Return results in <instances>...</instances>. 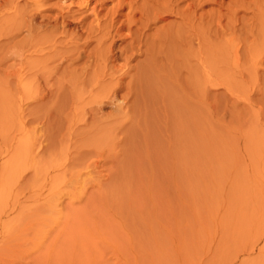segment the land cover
<instances>
[{
	"label": "rangeland",
	"instance_id": "rangeland-1",
	"mask_svg": "<svg viewBox=\"0 0 264 264\" xmlns=\"http://www.w3.org/2000/svg\"><path fill=\"white\" fill-rule=\"evenodd\" d=\"M174 1L170 6L181 14V8L191 7L187 26L192 29L185 31L181 17L173 15L174 23L168 21L176 30L170 25L167 35L177 36L181 29L191 34L187 48L177 38L174 44L158 45L153 24L144 37L148 43L156 38V48L145 46L154 50L153 58L137 50L134 59L118 58L106 66L116 73L103 66L104 72L101 61H91L92 67L96 64L91 69L86 62L84 71L78 70L82 61L75 68L64 67L65 62L57 69L61 78L55 73L48 79L36 73L53 61L19 54L17 44L26 31L19 37L16 26L20 14L27 13L24 0H0V264H264V0ZM115 39L114 51L129 42ZM161 49L166 58L157 54ZM43 62L49 64L42 67ZM61 71L65 77L67 72L77 76L75 81L65 78L72 81L71 90L60 80ZM89 92L103 97H97L103 104ZM82 98L89 105L94 100L97 117L86 111L90 106L83 108ZM80 106L92 121L85 120ZM89 159L98 164L88 167ZM34 168L45 173L37 177L41 183L32 175Z\"/></svg>",
	"mask_w": 264,
	"mask_h": 264
},
{
	"label": "bare ground",
	"instance_id": "bare-ground-1",
	"mask_svg": "<svg viewBox=\"0 0 264 264\" xmlns=\"http://www.w3.org/2000/svg\"><path fill=\"white\" fill-rule=\"evenodd\" d=\"M23 1V0H22ZM51 1H53V2H51ZM153 1V0H152ZM157 1V0H156ZM156 1H154V2H156ZM176 1H178V0H176ZM190 1V0H189ZM191 1H193V0H191ZM190 1V2H191ZM195 1V0H194ZM199 1V0H198ZM201 1V0H200ZM24 2H25V4L24 5H26V8H27V10L25 9V7L23 8V9H25V11H27V13L26 14H23V16L20 14V16H19V18H20V21L19 20H17L18 22H19V24H18V26H16L18 29H17V36H19L20 35V33L22 32V31H26V34H24L23 35V37H20V40L18 41V47L21 49L20 50V56H22V55H24L26 52H28V55L29 56H32V55H34V56H36L35 57V59L37 58V57H39L41 60H40V62H42L43 60H45V61H50V63L53 61V63H51V64H49V62H47L48 64H49V67H50V65L52 66V64H54V61L56 62H59V63H55L56 65H53L52 67H48L47 69H45V68H43V70H47L48 71V76H46L47 75V72H44L43 73V70L41 69V67H40V70L39 71H37L38 73H36V74H41L40 73V71H42V74H43V76H45V77H48V79H49V77L51 76V78L53 77V76H55L56 74L55 73H57V71H59V70H61L60 68H59V70H57L58 69V67L60 66V65H62V68H63V63H67V65H64V67L66 66V68H69V66L71 67L72 65H73V68H75V63L77 62V63H79V61H82V62H84L83 63V65L81 64L82 62H80V64L82 65V66H78L77 65V63H76V66H78V67H76V69L78 68V70L80 69L81 71H84V69H86L85 67H86V62H89V65H90V62L91 61H96L95 63H97V65L98 64H100L99 63V61H101V64H102V67H100V65L99 66H97V68L98 67H100V68H102L103 69V66L104 67H106L108 64H112L113 62H114V64H116V62H115V60L117 61V59L118 58H124V60H125V62H126V60L127 59H129L130 57H133L134 55H137V50H139V53H138V55L140 56V54L141 55H143V58H144V55H147V57H148V54L150 53L149 52V43H153L154 44V41L153 40H155V39H153L151 42L149 41V43L147 42V40L146 39H148L147 37H146V39H144V37L145 36H147V31H149L151 28H150V26L151 25H155V30L153 29V26H152V29L154 30V31H156V33H154V34H152L151 32H150V34H152V35H155L156 37H158V41H159V43H158V45L159 44H166L167 43V41H169L170 42V45L173 43L174 44V42H176V38H177V42H178V44H181L182 42H185V44L183 43V45H184V47L186 46V44L188 43V44H190V40L192 39V38H194L193 36H192V38L190 39V35L188 36V35H185V34H188V33H182L181 32V27H179V25H180V23H182L181 25H182V27H184L185 29V31H187L189 28H188V24L190 23V21L192 20L191 18H193V17H190V14H191V10L192 9H190L191 7H188V8H186V9H182L181 8V12H182V14L178 11V10H174L170 5H176V3L177 2H175V4H173L172 3V0H170V1H168V0H164L163 2H162V0L161 1H158L157 3H154V2H152V4L151 5H148V3H146V0H24ZM149 2V1H148ZM181 2V1H180ZM204 3V1L202 2V4ZM22 4V5H23ZM111 4V6L110 7H108L109 5ZM190 4H189V2H188V6H189ZM191 5H193V3H191ZM190 5V6H191ZM195 5H196V3H195ZM199 5H201V4H199ZM19 6V5H18ZM178 6V5H177ZM185 6H187V5H185ZM200 8L201 9V6H198L197 5V8ZM143 8H144V10H143ZM146 8H148V9H150L151 8V11L149 10V12H148V10L146 9ZM178 8V7H177ZM180 8V7H179ZM192 8H194V7H192ZM17 9V8H16ZM22 9V8H21ZM125 10H126V12H125ZM202 10H203V8H202ZM19 11V10H18ZM24 11V10H23ZM25 11L23 12V13H25ZM193 12V11H192ZM202 12V11H201ZM204 12V11H203ZM20 13V12H19ZM202 14V13H201ZM206 14V13H205ZM19 15V14H18ZM173 15H175V16H178V18H180V20L179 21H181L180 23H179V25H178V28H180L181 30H180V32H178L179 34L176 36V35H170L171 34V30H169V32H170V34H168L167 35V31H168V28L170 27V25H173V27L175 26L173 23H174V19L173 18H171V19H173V23L172 22H169L168 20H171V19H169L170 17H172ZM193 15V14H192ZM191 15V16H192ZM16 16V15H15ZM25 16V17H24ZM196 16V15H195ZM205 15H203V17H204ZM17 17V16H16ZM15 17V18H16ZM200 17H202V16H200ZM177 18V17H176ZM206 18V17H205ZM18 19V18H17ZM201 19V20H200ZM199 19V22H201L202 21V19L203 18H200ZM207 20V19H206ZM16 21V20H15ZM194 21V20H193ZM195 21H196V19H195ZM156 22H161V24H160V27H157L156 28ZM196 22H198V21H196ZM202 22H206V21H202ZM162 23H164L163 25H162ZM176 23V22H175ZM14 24V23H13ZM17 24V23H16ZM195 24V23H194ZM199 24V23H198ZM191 25H192V22H191ZM193 26V25H192ZM201 26H202V24H201ZM205 26H207V25H205ZM190 27V26H189ZM196 27V26H195ZM177 28V29H178ZM151 29V30H152ZM172 29V28H171ZM174 29L176 30V26L174 27ZM192 29V27L189 29V30H191ZM201 29V28H200ZM204 29V28H203ZM16 30V29H15ZM41 30V31H40ZM124 30H127V32H126V34L124 33H122V31L124 32ZM175 30H173V31H175ZM189 30H188V32H189ZM153 31V32H154ZM183 31V30H182ZM199 31H201L202 32V35H203V31L202 30H199ZM201 32H199L200 34H201ZM204 33H205V31H204ZM15 34V33H14ZM148 34H149V32H148ZM173 34V33H172ZM174 34H177V33H175L174 32ZM124 35V36H123ZM194 35V34H193ZM22 36V35H21ZM121 36V39H123V41L122 42H124V41H126L127 42V40H126V38H129L128 40H129V42L127 43V45H126V43H125V45L126 46H123V47H121V45H118V47H116L117 48V50H116V48H115V51H114V46H115V43H117L116 42V40L117 39H115V38H117V37H120ZM122 36H123V38H122ZM170 36H172L171 38H169ZM196 36V35H195ZM198 36V35H197ZM200 36V35H199ZM198 36V37H199ZM204 36V35H203ZM206 36V35H205ZM149 37V36H148ZM153 38H154V36H152ZM152 37H151V39H152ZM163 37V38H162ZM197 37V38H198ZM201 37V36H200ZM169 40H168V39ZM196 38V37H195ZM202 38V37H201ZM204 38V37H203ZM16 39H17V37H16ZM150 39V40H151ZM200 39V38H199ZM18 40V39H17ZM182 41L181 43L179 42V41ZM185 40V41H184ZM201 40H203V39H201ZM193 41V40H192ZM156 42V41H155ZM187 42V43H186ZM202 42V41H201ZM13 43H15V41L13 42ZM123 44V43H122ZM152 44V46L154 47L155 46V44L157 45V42L153 45ZM169 44V43H168ZM176 45H177V43H175ZM188 44H187V46H188ZM192 44V43H191ZM92 45H94V46H92ZM169 45V46H170ZM175 45V46H176ZM182 45V46H183ZM90 46H92V47H94L95 49H89L88 50V48H90ZM140 46L141 47H143V48H145V46H148L147 47V49L145 48L144 50H141L142 48H140ZM175 46H174V49H176L175 48ZM187 46H186V48H187ZM190 46V45H189ZM17 47V48H18ZM91 47V48H92ZM153 47H151V45H150V49L151 48H153ZM159 47V46H158ZM160 47H165V45L164 46H160ZM170 47H172V49H173V45L172 46H170ZM24 48H27V49H24ZM154 48H156V47H154ZM191 48V47H190ZM163 49V48H162ZM162 49H161V52L159 53H157V54H161L162 53V56H165V58H166V55H164L163 54V51H162ZM169 50H170V48H168ZM167 49V50H168ZM19 50V49H18ZM31 50V51H30ZM119 50V51H118ZM136 50V51H135ZM167 50H165L164 52H167ZM177 50V49H176ZM176 50H174L175 52L174 53H177V52H179L180 51V46H179V50L176 52ZM187 50V49H186ZM151 51V50H150ZM171 51L172 50H170V54L172 55V53H171ZM182 51H184V53H185V50L183 49ZM188 52H189V48H188V50H187ZM137 52V53H136ZM169 52V51H168ZM17 53H18V51H17ZM173 53V54H174ZM183 53V52H182ZM182 53H180V54H182ZM168 54V53H167ZM170 54H168V57H169V55ZM185 54H187V53H185ZM189 54V53H188ZM137 55V56H138ZM150 55V57L151 58H153V56L155 55V52H154V50L149 54ZM174 55H176V54H174ZM179 55V54H178ZM177 55V56H178ZM183 55V54H182ZM156 56H158V55H156ZM180 57H182L181 55H179ZM33 57V56H32ZM135 57V56H134ZM134 57H133V59H134ZM142 57V56H141ZM146 56H145V58H147ZM174 57V56H173ZM172 57V58H173ZM176 57V56H175ZM179 57V58H180ZM184 57H185V55H184ZM188 57V56H187ZM29 58V57H28ZM162 59H163V57H161ZM178 58V57H177ZM189 58V57H188ZM26 59V58H25ZM121 59V60H122ZM131 59V58H130ZM142 59V58H141ZM147 59H149V58H147ZM155 59H159L160 60V57L159 58H155ZM169 60H171V57L170 58H168ZM187 59V58H186ZM190 59V58H189ZM20 60V59H19ZM33 60H34V57H33ZM37 60H38V62H39V59L37 58ZM164 60L165 59H163V62H164ZM167 60V59H166ZM174 60V59H173ZM35 61V60H34ZM129 61V60H128ZM149 61H150V59H149ZM154 63L155 62H157L156 60L154 61V60H152ZM152 61H150V62H152ZM168 61V60H167ZM183 61V60H182ZM185 61V60H184ZM189 61V60H188ZM37 62V61H36ZM142 62V61H141ZM147 62V61H146ZM145 62V63H146ZM152 62V63H153ZM170 62V61H169ZM65 63V64H66ZM70 65H69V64ZM92 63V62H91ZM148 63V62H147ZM146 63V64H147ZM167 63V62H166ZM175 63V62H174ZM44 64H46L45 62H43V66L42 67H44ZM48 64H46V65H48ZM94 64V63H93ZM120 64V63H119ZM122 64V63H121ZM120 64V65H121ZM123 64H125V63H123ZM138 64V63H137ZM136 64V65H137ZM161 64V63H160ZM165 64V63H164ZM163 64V65H164ZM173 64V63H172ZM177 64V63H176ZM176 64H175V66H176ZM186 64V63H185ZM40 65V64H39ZM69 65V66H68ZM84 65H85V67H84ZM153 65V64H152ZM162 65V64H161ZM162 65V66H163ZM168 65V64H167ZM95 66H96V64L93 66L94 68H95ZM129 66V65H128ZM141 66V65H140ZM144 66V65H143ZM170 66H171V64H170ZM61 67V66H60ZM88 67V66H87ZM90 67H92L91 65L88 67V69L90 68ZM92 67V68H93ZM110 67V66H109ZM113 67V66H112ZM146 67V66H145ZM152 67V66H151ZM158 67H159V65H158ZM166 66H164V68H165ZM179 67V66H178ZM34 68V67H33ZM36 68H37V66H36ZM35 68V69H36ZM54 68H55V70H54ZM66 68H64V69H66ZM107 68V70L109 71V69H111V68H109L108 69V67H106ZM137 68V67H136ZM135 68V69H136ZM147 68H149L148 67V65H147ZM167 68V67H166ZM165 68V69H166ZM177 68V67H176ZM50 69H53L54 70V73H53V71L52 70H50ZM63 69V70H64ZM71 69V68H70ZM88 69H87V71H86V74L88 73ZM91 69V68H90ZM113 69V68H112ZM112 69L110 70L111 72H112ZM117 69V68H116ZM169 69H170V67H169ZM182 69V68H181ZM77 70V71H78ZM95 70L96 69H93L92 71L93 72H95ZM113 70H115V69H113ZM129 70H130V68H129ZM138 71L140 70V69H137ZM142 70V69H141ZM148 70V69H147ZM146 70V71H147ZM178 70H179V68H178ZM19 71V70H18ZM67 71V70H66ZM73 72V71H71V70H68V72ZM75 71V70H74ZM102 71V70H101ZM103 71H104V69H103ZM106 71V70H105ZM104 71V72H105ZM116 71L118 72V69L117 70H115V73H116ZM121 71H123V67H122V69L120 70V72ZM144 71H145V68H144ZM145 71V72H146ZM167 71H168V68H167ZM60 72V71H59ZM62 72V71H61ZM68 72H67V74H68ZM69 72V73H70ZM76 72V71H75ZM97 72H99L98 70L96 71V73ZM103 72V73H104ZM107 72V71H106ZM111 72L109 73H107L108 75L109 74H111ZM136 72V71H135ZM145 72L143 73V74H145ZM169 72V71H168ZM171 72V71H170ZM46 73V75H44ZM80 74H81V72H79ZM90 74H92V82L94 83V77H93V73H91V71L89 72ZM95 73V74H96ZM103 73L102 74H100L101 76L103 75ZM114 73V72H113ZM112 73V74H113ZM114 73V74H115ZM125 73H126V71H125ZM129 73V72H128ZM147 73H149V70H148V72ZM152 73V72H151ZM33 74V73H32ZM41 74V75H42ZM58 74V73H57ZM61 74H63L64 75V73L62 72ZM66 74V73H65ZM67 74H66V77H65V75H64V78H62V79H60L61 81L62 80H64L65 78H67V77H69V76H67ZM76 74V73H75ZM79 74V75H80ZM83 74V73H82ZM81 74V75H82ZM85 74V73H84ZM98 74V73H97ZM105 75H106V73H104ZM111 74V75H112ZM119 74V73H118ZM124 74V73H123ZM127 74V73H126ZM125 74V75H126ZM136 74V73H135ZM134 74V75H135ZM157 74V73H156ZM178 74V73H177ZM22 75V74H21ZM59 76H60V73L58 74ZM70 75V74H69ZM71 75H73V76H76V75H74V74H71ZM79 75H78V77H79ZM89 75V74H88ZM99 75V74H98ZM111 75H109V76H111ZM116 75V74H115ZM153 75V74H152ZM158 75V74H157ZM156 75V76H157ZM40 76V75H39ZM38 76V78H40ZM97 76V75H96ZM124 76V75H123ZM132 76V75H131ZM137 76H138V74H137ZM143 76V75H142ZM141 76V77H142ZM32 77H34V76H32ZM35 77H37V76H35ZM58 77V76H57ZM84 77H85V75H84ZM84 77H81V78H84ZM104 77H106V76H104ZM124 77H127V75L126 76H124ZM140 77V78H141ZM147 77V76H146ZM153 77V76H152ZM54 78H56V77H54ZM54 78L52 79L53 81H55V80H57V78L54 80ZM59 78H61V76L59 77ZM70 79H68V80H76V78H77V76L76 77H74V78H72V76H70L69 77ZM72 78V79H71ZM87 78V77H86ZM99 78V76H97V79ZM120 78V77H119ZM122 78V77H121ZM127 78H129V77H127ZM137 78V77H136ZM151 78V77H150ZM154 78V77H153ZM158 78V77H157ZM156 78V79H157ZM28 79H29V77H28ZM46 79L47 78H45V81H46ZM67 79H65L64 81L66 82V81H68ZM78 79V78H77ZM85 79V78H84ZM97 79H95L96 80V83H99L100 81L102 82V80H100L101 79V77L99 78V80H97ZM103 79V78H102ZM122 79H124V78H122ZM121 79V80H122ZM152 79V78H151ZM31 80H34V79H30V81L28 80V82H31ZM38 80V79H37ZM43 80V79H42ZM60 80H57V81H59V82H61ZM79 80H81V79H79ZM79 80H77L76 82H77V86L79 85L80 86V88L82 87V89H83V86L81 85V84H78V81ZM87 79H85V80H82L81 82H83V81H86ZM88 80H90V78H88ZM104 80V79H103ZM121 80H120V84L122 83L121 82ZM129 80V79H128ZM131 80V79H130ZM138 80V79H137ZM140 80V79H139ZM142 80V79H141ZM146 80V79H145ZM154 80V79H153ZM44 81V82H45ZM56 81V82H57ZM73 81V82H74ZM105 81V80H104ZM114 81H116V80H114ZM113 81V82H114ZM119 81V80H118ZM123 81V80H122ZM136 81V80H135ZM144 81V80H143ZM142 81V82H143ZM149 81H150V79H149ZM24 82V81H23ZM49 82V81H48ZM55 82V84H57ZM64 82V84H63V82H61V84H62V86L63 85H65L66 83H67V85L69 84L70 85V83H72V81L69 83V82H66L65 83ZM76 82H75V84H76ZM81 82H79V83H81ZM92 82H91V87H89V86H87V88L89 87V89L91 88V89H93L92 88V86H93V84H92ZM100 82V83H101ZM112 82V83H113ZM128 82V81H127ZM126 82V84L128 85L129 83H127ZM141 82V81H140ZM145 82H147V80L145 81ZM144 82V83H145ZM153 82V81H152ZM152 82H150V83H152ZM158 82H159V80H158ZM38 83V82H37ZM43 83V82H42ZM50 83H51V81H50ZM87 83V82H86ZM95 83V84H96ZM104 83V82H103ZM102 83V84H103ZM106 84L108 83L107 81L105 82ZM104 83V84H105ZM119 83H117V87H119L118 86V84ZM137 83H139V82H137ZM144 83H141V85H140V87H142V84H144ZM150 83H148V84H150ZM45 84H46V82H45ZM75 84H72V85H75ZM85 84V83H84ZM83 84V85H84ZM87 84H89V83H87ZM94 84V86H97V85H95ZM102 84H99L98 85V87L100 86V85H102ZM103 84V85H104ZM114 84H115V82H114ZM114 84H111V87H112V85L113 86H115ZM123 84V83H122ZM131 84V83H130ZM148 84H145V85H148ZM153 84H155V83H153ZM26 85V84H25ZM39 85H40V83H39ZM54 84H52L51 86H53ZM68 85V87H69V89L71 90V88L70 87H72V86H69ZM107 85H109V84H107ZM107 85H105V86H107ZM125 85V84H124ZM126 85V86H127ZM29 86V85H28ZM46 87H47V85H45ZM56 86V85H55ZM58 86V88H56L57 90L59 89V91H60V93H61V90L63 89V88H61L60 89V85H57ZM105 86H103L102 88L103 89H105L106 87ZM139 86V85H138ZM156 86V85H155ZM158 86V85H157ZM156 86V87H157ZM160 86V85H159ZM35 87H36V85H35ZM63 87H65V86H63ZM75 88H74V91H75V89L77 88L76 87V85L74 86ZM98 87H96L97 89H98ZM109 87V86H108ZM106 88V89H108V91H109V88ZM133 87V86H132ZM146 87V86H145ZM149 87V86H148ZM26 88H27V86H26ZM36 88H38V85H37V87ZM43 88V87H42ZM48 88V87H47ZM49 88H50V86H49ZM53 88H55L54 86H53ZM67 88V87H66ZM66 88H65V91H67L68 90V88H67V90H66ZM84 88H85V86H84ZM101 88V87H100ZM99 88V89H100ZM144 88V87H143ZM147 88V87H146ZM151 88V87H150ZM155 88V87H154ZM28 89H29V87H28ZM78 89V88H77ZM76 89V91H75V93L77 92V94H80L81 93V91H80V89H79V91H80V93H78L79 91ZM89 89L88 90H86V88L84 89V90H86L87 92L89 91ZM98 89V90H99ZM105 89V90H106ZM111 90L113 89V88H110ZM131 89V88H130ZM133 89V88H132ZM136 89H138V88H136ZM139 89H141V88H139ZM152 89V88H151ZM25 90H27V89H25ZM34 90H35V88H34ZM45 90V89H44ZM84 90H82V92L84 91ZM94 90H95V88H94ZM98 90H96V93L97 92H99ZM101 90V89H100ZM104 90V91H105ZM114 91H113V93L115 92V90H116V86H115V89H113ZM118 90V92H120L119 91V89H117ZM126 90V89H125ZM128 90V89H127ZM146 90H149L148 88L146 89ZM154 90V89H153ZM156 90V89H155ZM29 91V90H28ZM41 91V90H40ZM46 91V90H45ZM44 91V92H45ZM49 91H52V89L51 90H49ZM63 91V90H62ZM73 91V90H72ZM73 91V92H74ZM86 91H84L83 92V94L84 93H87ZM103 91V90H102ZM171 92H172V90H170ZM69 92V91H68ZM71 92V91H70ZM91 92H93L92 90H91ZM91 92H89V93H91ZM137 92V91H136ZM136 92H134V93H136ZM141 92V91H140ZM59 93V92H58ZM59 93V94H60ZM63 93H64V91H63ZM88 93V94H89ZM103 93H105V92H103ZM108 92H106V94H107ZM111 93V92H110ZM116 93V92H115ZM126 93V92H125ZM130 93H132V92H130ZM49 94H51V92L49 93ZM65 94V93H64ZM68 94H70V93H68ZM68 94H67V96H66V98L68 97ZM82 94V95H83ZM91 94H93V96L94 97H99L100 95H98L97 94V96H96V94L95 93H91ZM91 94H89V96H90V98L92 99V98H94V97H92V95ZM95 94V95H94ZM101 94V93H100ZM112 94V93H111ZM110 94V96H112V97H114V99H115V101H116V98H115V94H113V95H111ZM127 94V93H126ZM137 94V93H136ZM104 95V94H103ZM109 95V94H108ZM115 95V96H114ZM119 95V94H118ZM128 95H130V94H128ZM73 96H74V94H73ZM80 96V95H79ZM107 96V95H106ZM123 96V95H122ZM133 96V95H132ZM101 97V96H100ZM99 97V98H100ZM108 97V96H107ZM99 98H97V100L99 99ZM104 98L105 99H107L105 96H104ZM118 98V97H117ZM121 98V97H120ZM83 99V98H82ZM91 99H89V101L91 100ZM95 99V98H94ZM101 99V98H100ZM100 99H99V102H101L100 101ZM102 99H103V97H102ZM101 99V100H102ZM110 100L109 101H112L111 100V97L109 98ZM122 99H123V97H122ZM127 99V98H126ZM73 100V99H72ZM134 100V99H133ZM80 101V100H79ZM95 101H96V99H95ZM126 101V100H125ZM170 101V100H169ZM69 102V101H68ZM87 102V101H86ZM86 102H85V99H83V103H85L84 104V107L83 108H85L86 107V109H87V107H89L90 106V109L91 110H89V108L86 110V111H88V112H92V113H94V115L93 116H95V117H97L95 114H99V113H96L97 112V110L99 109L98 107H96V108H98L95 112H93L94 111V107H92L93 105V103H94V100H93V103H90L91 105H89V103L87 102V105L88 106H86ZM92 102V101H91ZM98 102V105L100 104ZM74 103H76V102H74ZM78 103V102H77ZM80 103H81V101H80ZM95 103H97V101L95 102ZM116 103V102H115ZM118 103V102H117ZM63 104H64V102H63ZM101 104H103V101L101 102ZM100 104V105H101ZM68 105V104H67ZM80 105V104H79ZM79 105H77V106H79ZM72 106V105H71ZM75 106V105H74ZM83 106V105H82ZM94 106H97L96 104L94 105ZM120 106V105H119ZM118 106V107H119ZM123 106V105H122ZM135 106V105H134ZM78 108V107H77ZM81 108V109H80ZM80 110H82L83 108L80 106ZM134 108V107H133ZM140 108V107H139ZM76 109V108H75ZM101 109V108H100ZM77 110V109H76ZM85 109H83L82 111H84ZM79 111V110H78ZM82 111H80V112H82ZM85 112V111H84ZM84 112H82V114L81 115H83V113ZM87 112V113H88ZM117 112H118V109H117ZM70 113V112H69ZM68 113V114H69ZM71 113H74V111L72 112L71 111ZM70 113V114H71ZM79 113V112H78ZM77 113V116L79 115ZM86 113V112H85ZM84 113V114H85ZM86 113V115H88ZM91 114V113H90ZM120 114V113H119ZM176 114V113H175ZM71 115H74L75 117H73V116H71ZM70 116H71V118L73 117V118H76V114H71ZM86 115H84V117H86L85 118V120H87V119H90V118H92V119H90L91 121L93 120V117H89V115H88V117L89 118H87V116ZM92 115H90V116H92ZM121 116H122V114H121ZM120 116V117H121ZM68 117V116H67ZM100 117V116H99ZM98 117V118H99ZM180 117H182L181 115H180ZM79 118H81V116L79 117L78 116V119ZM97 118V119H98ZM117 118H119V117H117ZM66 119V118H65ZM83 118H81V119H79V121L80 120H82ZM67 120V119H66ZM73 120V119H72ZM77 120V119H76ZM95 121H96V119H94ZM182 120V119H181ZM33 121V120H32ZM31 121V122H32ZM65 121V120H64ZM78 121V122H79ZM90 121V122H91ZM94 121V122H95ZM118 121V120H117ZM62 122V121H61ZM73 123H74V120L72 121ZM115 122V121H114ZM92 123V122H91ZM97 123V122H96ZM96 123L94 124V125H96ZM123 123V122H122ZM73 125V124H72ZM85 125V124H84ZM115 125V124H114ZM123 125V124H122ZM103 126V125H102ZM101 126V127H102ZM91 127V126H90ZM94 127V126H93ZM34 129V128H33ZM58 129V128H57ZM72 129V127L70 128V130ZM78 129V128H77ZM76 129V130H77ZM103 129V128H102ZM80 130V129H79ZM83 130V129H82ZM107 130V129H106ZM130 130V129H129ZM63 131V130H62ZM105 131V130H104ZM60 132V131H59ZM94 132V131H93ZM133 132V131H132ZM104 133H107V132H104ZM56 134V133H55ZM59 134V133H58ZM61 134V133H60ZM75 134V133H74ZM107 134H109V133H107ZM68 135H69V133H68ZM61 136V135H60ZM101 136H102V134H101ZM105 137H107V135L105 136ZM62 138V137H61ZM64 138V137H63ZM107 139V138H106ZM108 139H109V136H108ZM68 140V139H67ZM66 140V142H69V141H67ZM38 142V141H37ZM98 142V141H97ZM103 144H104V142L103 141H101ZM106 142V141H105ZM107 143H108V141H107ZM110 143V142H109ZM65 144V143H64ZM97 145H99V146H101V144H97ZM78 150V149H77ZM33 151V150H32ZM70 151V150H69ZM79 151V150H78ZM92 151V150H91ZM36 152V151H35ZM83 152V151H82ZM86 152V151H85ZM85 152H83V155L85 154ZM90 152V151H89ZM87 153V152H86ZM60 154V153H59ZM74 154H76V153H74ZM82 154V153H81ZM92 155V156H94L95 158H99L98 157V155L100 154H98V155H96L94 152H90L89 153V155ZM34 155V154H33ZM65 155V154H64ZM72 155V154H71ZM88 155V154H87ZM21 156V155H20ZM19 156V157H20ZM82 156V155H81ZM85 156H86V154H85ZM99 156H101V155H99ZM33 157V156H32ZM35 157V156H34ZM34 157H33V161H35L34 160ZM77 157V156H76ZM74 158V159H77V158ZM79 158H80V155L78 156ZM83 157V156H82ZM88 157H90V156H86L85 158H88ZM103 157V156H102ZM78 158V159H79ZM92 158V157H91ZM38 159V158H37ZM71 159V158H70ZM81 159V158H80ZM97 159H95V162L94 161H91L90 159V163H88V167H93V166H91L90 164H96L97 162H98V160ZM85 160V159H84ZM89 160H88V162H89ZM93 160H94V158H93ZM65 161V160H64ZM76 161V160H75ZM81 161V160H80ZM86 161H87V159H86ZM42 162H43V160H42ZM66 162V161H65ZM85 162V161H84ZM34 163V162H33ZM40 163V162H39ZM100 163V162H99ZM79 164H81V163H79ZM84 164V163H83ZM92 164V165H93ZM98 164V163H97ZM54 166V165H53ZM61 166V165H60ZM71 166H74V165H71ZM84 166V165H83ZM95 166V165H94ZM85 167V166H84ZM96 167V166H95ZM94 168V167H93ZM100 168V167H99ZM35 169V168H34ZM22 170V169H21ZM20 170V171H21ZM64 170V169H63ZM68 170V169H67ZM26 171V170H25ZM34 172H33V176H35V178H37L38 176H42V174L40 173V174H38V171H40V169L37 171V169H35V170H33ZM23 172H24V170H23ZM31 175V174H30ZM32 175L31 176H29L30 178L32 177ZM43 175H45V173L43 174ZM60 176H61V173L59 174ZM58 176V175H57ZM59 176V177H60ZM16 177H17V175H16ZM15 178V177H14ZM38 178H40V177H38ZM37 178V179H38ZM42 178V177H41ZM18 179V178H17ZM29 178H27V180H28ZM31 179H33V178H31ZM14 180H16V179H14ZM24 180V179H23ZM39 180V179H38ZM53 180H54V178H53ZM67 180V179H66ZM45 181H47V180H45V178H44V181H42V182H45ZM55 181H57V178H56V180ZM16 182V181H15ZM28 182V181H27ZM27 182H26V184H27ZM33 182V180L31 181V183ZM39 182H40V180H39ZM22 183V182H21ZM41 183V182H40ZM55 183V182H54ZM57 183V182H56ZM59 183V182H58ZM57 183V184H58ZM73 183H75V182H73ZM25 184V183H24ZM33 184V183H32ZM35 184V186H36V182L34 183ZM33 184V185H34ZM68 184V183H67ZM59 185V184H58ZM24 186H26V185H24ZM20 187V186H19ZM23 187V186H22ZM34 187V186H33ZM32 187V188H33ZM47 193V192H46ZM36 194V193H35ZM33 195V194H32ZM37 196V195H36ZM33 199V198H32ZM54 200V199H53ZM17 201V200H16ZM14 203V202H13ZM38 204V203H37ZM1 205V204H0ZM27 205V204H26ZM31 205V204H30ZM46 205V204H45ZM48 205V204H47ZM32 206V205H31ZM8 207V206H7ZM35 207V206H34ZM49 207V206H48ZM53 207V206H52ZM29 208V207H28ZM39 208V207H38ZM37 207H35L34 208V210L35 209H38ZM15 209V208H14ZM46 209V208H45ZM40 210H41V207H40ZM0 211H2V210H0ZM43 211V210H42ZM32 212V211H31ZM44 213V212H43ZM45 213H47V212H45ZM17 215V214H16ZM31 215V214H30ZM42 215V214H41ZM20 217H21V215H19ZM43 216V215H42ZM19 217V218H20ZM26 217H30V216H28V215H26ZM35 217V216H34ZM23 218H24V216H23ZM44 218V217H43ZM25 219V218H24ZM45 219V218H44ZM10 220H11V218H10ZM29 220V219H28ZM42 220V219H41ZM20 221H23V220H21V218H20ZM25 221V220H24ZM20 223V222H19ZM35 224V223H34ZM42 224V223H41ZM30 225V224H29ZM39 225V224H38ZM37 225V226H38ZM47 225V224H46ZM43 227V226H42ZM42 227H40V228H42ZM35 228V227H34ZM33 228V229H34ZM25 230V229H24ZM28 230V229H27ZM40 230V229H39ZM29 231V230H28ZM41 231V230H40ZM25 232V231H24ZM24 232H21V233H23L24 234ZM41 232H43V231H41ZM20 233V234H21ZM28 233V232H27ZM18 237H19V235H17ZM16 236V237H17ZM21 237V236H20ZM9 241H11V240H9ZM7 243H8V241H7Z\"/></svg>",
	"mask_w": 264,
	"mask_h": 264
}]
</instances>
